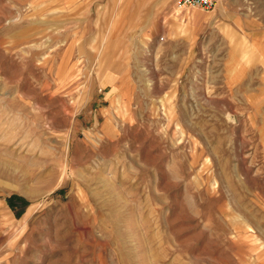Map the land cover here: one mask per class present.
Returning <instances> with one entry per match:
<instances>
[{"label": "rangeland", "instance_id": "1", "mask_svg": "<svg viewBox=\"0 0 264 264\" xmlns=\"http://www.w3.org/2000/svg\"><path fill=\"white\" fill-rule=\"evenodd\" d=\"M176 1L0 0V264H264V0Z\"/></svg>", "mask_w": 264, "mask_h": 264}, {"label": "crops", "instance_id": "2", "mask_svg": "<svg viewBox=\"0 0 264 264\" xmlns=\"http://www.w3.org/2000/svg\"><path fill=\"white\" fill-rule=\"evenodd\" d=\"M106 2V1H105ZM119 3L122 5H133V8L130 10L128 9L127 15L131 14V12H136L139 16L142 18L146 16L149 13H153L154 10H159L158 8L160 7V10L163 11V13L170 12L172 13V9L175 5V0H119ZM164 6V7H163ZM126 8V7H125ZM159 10V11H160ZM164 14H158L157 15V21L164 19ZM139 17V18H141ZM164 21V20H163ZM155 30H151V35L154 37L159 36V40L161 43L169 46L171 43V35H169L168 28L167 29H162L158 32H154Z\"/></svg>", "mask_w": 264, "mask_h": 264}, {"label": "built area", "instance_id": "3", "mask_svg": "<svg viewBox=\"0 0 264 264\" xmlns=\"http://www.w3.org/2000/svg\"><path fill=\"white\" fill-rule=\"evenodd\" d=\"M219 0H177L176 4L179 8L187 6H198L204 10H210L216 6Z\"/></svg>", "mask_w": 264, "mask_h": 264}, {"label": "trees", "instance_id": "4", "mask_svg": "<svg viewBox=\"0 0 264 264\" xmlns=\"http://www.w3.org/2000/svg\"><path fill=\"white\" fill-rule=\"evenodd\" d=\"M16 199H18V197H16V196H11V197L8 198V203H9V204H12Z\"/></svg>", "mask_w": 264, "mask_h": 264}, {"label": "bare ground", "instance_id": "5", "mask_svg": "<svg viewBox=\"0 0 264 264\" xmlns=\"http://www.w3.org/2000/svg\"><path fill=\"white\" fill-rule=\"evenodd\" d=\"M245 57V56H244Z\"/></svg>", "mask_w": 264, "mask_h": 264}]
</instances>
